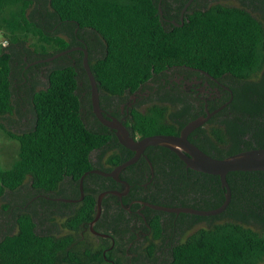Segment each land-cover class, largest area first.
Here are the masks:
<instances>
[{
  "label": "trees",
  "instance_id": "1",
  "mask_svg": "<svg viewBox=\"0 0 264 264\" xmlns=\"http://www.w3.org/2000/svg\"><path fill=\"white\" fill-rule=\"evenodd\" d=\"M186 2L0 0V31L5 41L0 44V129L18 141L11 164L0 165V201L23 186L40 191L56 187L66 176L80 178L97 166L91 160L93 153L105 154L111 166L134 153L97 119L87 122L84 115L93 110L83 51L75 63L49 67L43 88L33 84L29 95L35 114L32 127L16 132L5 126L4 120L16 110L13 81L24 64L32 63L24 73L33 70L42 65L35 59L69 48L76 34L88 29L94 32L100 51L92 54L86 47L102 107L108 104L115 110L128 90L169 66H192L227 84L232 99L188 138L214 157L264 147V0H192L181 21ZM164 17L174 18V23L166 24ZM198 106L161 95L150 99L143 110L133 108L125 125L135 137L178 134L190 119L205 113L202 101ZM208 106L211 110L216 104L209 101ZM145 151L169 158V164H162L172 169L165 173L167 182H181L185 163L175 152L163 145H149ZM197 173L205 176L201 201L159 203L206 209L221 204L224 188L219 176ZM227 180L231 199L222 212H182L190 220V233L173 246L166 264H264V170H232ZM130 183L137 187L140 181L135 177ZM96 195L97 191L88 190L87 202L68 213L55 231H38L35 216L22 210L15 217L16 231L0 237V264H111L105 260L111 257L110 250L103 254L101 244L81 234L96 212ZM119 208L122 216L130 215L128 209ZM149 224L159 237L158 220L149 219ZM147 249L153 254V246ZM125 259L120 254L114 264L127 263Z\"/></svg>",
  "mask_w": 264,
  "mask_h": 264
},
{
  "label": "flooded vegetation",
  "instance_id": "2",
  "mask_svg": "<svg viewBox=\"0 0 264 264\" xmlns=\"http://www.w3.org/2000/svg\"><path fill=\"white\" fill-rule=\"evenodd\" d=\"M181 14L182 10L180 19ZM163 22L166 24L174 23V18L164 17ZM95 38L94 32L90 29L82 32L81 35L76 34V42L70 46L73 49L48 61L39 63L53 61H58L57 64L75 63L82 52V49L77 46H86L88 49L90 46L92 54L100 53L95 43ZM64 54L66 55L63 56ZM24 60L27 61L26 58ZM31 64V61H27L24 64L23 71ZM43 66L45 65H39L27 73L20 71L14 77V88H18L20 103L24 102V98L30 95L33 84H39L40 81L37 80V76H40L45 84L47 83L45 73L49 67L43 68ZM163 71L139 83L133 90H128L118 107H114L115 110L108 104L107 108L103 106L104 113H110L122 119L125 123L133 108L136 107L143 110L150 99L161 95H166L173 99L180 98L183 101L190 100L197 106L202 101L204 112L206 108L209 109V101L215 103L216 107L224 104L219 109L221 110L232 99L230 87L229 89L225 88V86H228L227 84L210 75L207 71L186 65H172ZM198 110H200L199 106ZM84 116L90 124H93L92 122H95V119L99 121L93 111L92 114H85ZM34 117L35 114L33 113V121ZM26 120L27 118H24V122ZM151 158L155 160L156 166L153 165ZM91 160L94 165H97L91 169H100L103 172L90 171L85 173L82 183L80 178L76 179L73 176H66L54 188H43L40 191H36L29 186L22 187L23 189L20 192L23 193L20 197L26 198L24 208H28L31 202H39L37 214L39 218L35 217L37 230L45 233L59 229L63 218L68 213L73 211L81 202H87L85 199L87 191L94 190L97 191V197L94 202H97L98 195L102 193L100 215L92 224L94 230L90 225L92 218L86 226L83 225L81 234L85 240L88 239L101 244L104 248L103 254L110 250L111 257H106V262L114 264V259H117L121 254L126 257L125 261L127 263L124 264H166L172 257L173 246L190 233V220L182 212L156 209L147 204L144 205L143 202L174 206L159 202L201 201L203 198L202 191L206 186L205 176L197 173L200 171L185 166L181 182L177 181L173 185L168 184L165 173L172 172V169L168 165L163 166L162 164L165 162L169 164L170 159H161L159 154L157 155L154 152L147 153L145 150L132 163L134 164L132 168L124 169V167L120 170L118 177L122 181L106 174L117 164L111 166L105 154L99 157L98 152L96 154L93 153ZM100 166L103 168H100ZM135 177L140 181L137 187H133L130 183V179ZM181 183L182 185H180ZM124 202H128V204L125 205ZM119 206L128 209L130 215L122 216ZM130 206H135V208L131 209ZM149 219L158 220L161 227L159 237H155V229L149 224ZM128 227L130 228L129 230L127 229ZM149 246L154 247L153 254L148 252L147 248Z\"/></svg>",
  "mask_w": 264,
  "mask_h": 264
},
{
  "label": "water",
  "instance_id": "3",
  "mask_svg": "<svg viewBox=\"0 0 264 264\" xmlns=\"http://www.w3.org/2000/svg\"><path fill=\"white\" fill-rule=\"evenodd\" d=\"M192 0H187L185 5L182 8L181 21H183V12L186 7ZM160 14H162L160 4L158 5ZM182 23V22H181ZM181 23L175 22V24L180 25ZM83 51L82 56V65L86 71L89 84H90V99L92 110L95 113L98 120L114 131L118 141L129 149L133 150V155L128 159L122 161L121 163L114 166L109 172L115 179L122 181L118 177V174L121 169L126 167L129 164H132L144 152L145 148L149 145H163L171 149L177 154V156L185 163L186 167L207 172L211 174H216L219 176L221 186L224 188V199L216 207L213 208H196L192 206H166V205H157L150 202H143L156 209H162L167 211L174 212H189L198 215H214L222 212L228 205L231 199V188L227 180V173L232 170H264V147H252L248 149H243L237 151L233 154L224 156V157H214L204 150H202L198 145L193 143L189 138L188 134L206 122L214 113H216L223 105L218 106L212 110L206 108L205 114H200L192 119H190L182 128L178 134H168V133H153L145 135L142 137H135L127 128L122 119L117 118L116 116L110 113H104V110L100 104L99 89L97 81L93 75V72L89 66L88 62V50L85 47L77 46ZM73 47H69L65 50L58 51L51 56L39 57L33 62H43L52 59L58 55H61L65 52L70 51ZM208 74V73H207ZM209 75V74H208ZM225 88L229 89L228 86ZM231 99V98H230ZM103 172L100 169H89L86 170L81 176L80 180L82 183V178L87 172ZM128 184V183H127ZM101 197L102 193L98 195L96 202V213L93 219L90 221V225L97 220L101 211ZM93 229V227H92ZM94 230V229H93Z\"/></svg>",
  "mask_w": 264,
  "mask_h": 264
},
{
  "label": "rangeland",
  "instance_id": "4",
  "mask_svg": "<svg viewBox=\"0 0 264 264\" xmlns=\"http://www.w3.org/2000/svg\"><path fill=\"white\" fill-rule=\"evenodd\" d=\"M3 36L0 31V44L3 42ZM5 44V41L3 42ZM58 61L53 62H45L42 63L43 68L52 67L57 65ZM40 76H37V80H39V84H36L35 88H43L45 83L41 80ZM18 88L14 91V100L16 105V110L8 115L4 120L5 126L13 131L20 132L32 127L33 122V113L30 96H25L24 102L20 103L18 96ZM28 95V94H26ZM24 118L27 120L24 122ZM18 141L16 139L10 138L0 129V165L3 167H7L11 164L15 156L17 155ZM23 188L18 191H9L7 195L3 197V200L0 201V237L5 235L9 230V232H15V217L22 211L28 210L35 217L39 218L38 209L39 202H31L28 208H24L26 204V198L20 197L23 192ZM16 195V197H15ZM17 201V202H16ZM202 224L200 225H203Z\"/></svg>",
  "mask_w": 264,
  "mask_h": 264
}]
</instances>
